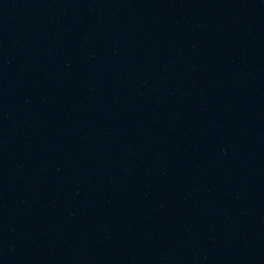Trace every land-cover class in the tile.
<instances>
[{
  "label": "water",
  "instance_id": "95a60500",
  "mask_svg": "<svg viewBox=\"0 0 264 264\" xmlns=\"http://www.w3.org/2000/svg\"><path fill=\"white\" fill-rule=\"evenodd\" d=\"M0 264H264V0H0Z\"/></svg>",
  "mask_w": 264,
  "mask_h": 264
}]
</instances>
